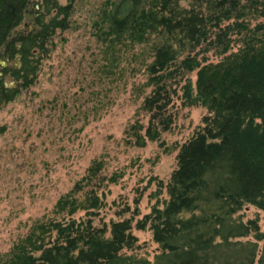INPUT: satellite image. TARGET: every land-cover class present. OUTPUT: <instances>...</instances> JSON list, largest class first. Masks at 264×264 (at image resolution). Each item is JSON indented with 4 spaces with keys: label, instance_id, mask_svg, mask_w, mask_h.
<instances>
[{
    "label": "trees",
    "instance_id": "1",
    "mask_svg": "<svg viewBox=\"0 0 264 264\" xmlns=\"http://www.w3.org/2000/svg\"><path fill=\"white\" fill-rule=\"evenodd\" d=\"M75 2L0 0V63L4 58L19 63L0 64V108L34 86L55 35L72 28ZM259 3L264 8V0H120L107 19L106 37L152 47L147 69L153 92L144 101L151 118L137 145L173 126L169 109L185 72L199 69L197 95L188 81L182 86L184 98L211 113L177 156L165 207H154L137 223L141 230L151 226L162 247L157 264H264L259 223L231 222L244 202L264 209V25L251 29L247 20ZM30 13L36 22L26 33L19 27ZM232 31L242 43L238 50ZM212 51L222 60L209 62L206 54ZM8 76L16 83L13 88L6 84ZM134 128L136 134L144 130L143 125ZM77 190L82 189L58 202L62 220L37 223L0 264H145L125 252L138 241L132 220L111 223L108 238L109 228L74 217L78 211L94 215L102 207L93 192L81 199ZM186 212L192 216L183 218ZM252 232H257L255 243L230 242Z\"/></svg>",
    "mask_w": 264,
    "mask_h": 264
},
{
    "label": "rangeland",
    "instance_id": "2",
    "mask_svg": "<svg viewBox=\"0 0 264 264\" xmlns=\"http://www.w3.org/2000/svg\"><path fill=\"white\" fill-rule=\"evenodd\" d=\"M119 1L76 0L72 28L55 35L34 86L0 108V259L37 223L62 220L64 215L58 214L56 206L78 188L82 189L74 193L78 198L93 192L102 207L94 215L78 211L74 217L92 219L96 228H109L108 238L111 223L132 220L138 241L125 252L144 259L145 264L159 261L162 247L154 231L151 226L141 230L137 223L154 207H165L177 156L211 113L206 106H190L184 98L182 86L188 81L197 95L199 69L185 72L169 109L173 126L161 131L158 139L137 145L138 135H145L151 118L144 101L153 92L147 69L153 60L152 47L132 38L118 41L105 36L107 19ZM59 2L65 5L70 0ZM256 8L248 11L251 29L264 25V8L261 3ZM25 18L19 30L30 33L36 15ZM234 32V50H238L242 43ZM206 55L209 62L222 60L213 51ZM12 63L19 64L6 58L0 64ZM6 84L13 88L16 83L8 76ZM137 124L144 126L138 134ZM89 169L98 172L94 175ZM191 216L186 212L182 217ZM251 220L259 223L264 234V209L258 205L244 202L231 216L235 226ZM256 237L257 232H252L230 242L247 245L255 243ZM258 243L261 256L264 242Z\"/></svg>",
    "mask_w": 264,
    "mask_h": 264
}]
</instances>
